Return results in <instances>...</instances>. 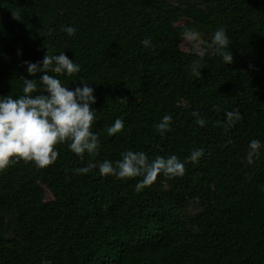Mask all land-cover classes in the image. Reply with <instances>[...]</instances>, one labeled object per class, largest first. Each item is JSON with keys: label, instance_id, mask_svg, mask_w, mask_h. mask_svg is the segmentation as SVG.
Listing matches in <instances>:
<instances>
[{"label": "trees", "instance_id": "16d2710c", "mask_svg": "<svg viewBox=\"0 0 264 264\" xmlns=\"http://www.w3.org/2000/svg\"><path fill=\"white\" fill-rule=\"evenodd\" d=\"M218 27L231 63L181 48L187 30ZM61 51L80 66L61 82L94 89L98 151L81 159L58 144L47 166L0 169V264H264V0H0V95L39 77L23 61ZM233 109L241 118L228 122ZM117 118L124 127L108 135ZM251 139L261 147L249 155ZM126 149L174 154L185 171L140 190L141 177L76 171Z\"/></svg>", "mask_w": 264, "mask_h": 264}, {"label": "clouds", "instance_id": "9594fccd", "mask_svg": "<svg viewBox=\"0 0 264 264\" xmlns=\"http://www.w3.org/2000/svg\"><path fill=\"white\" fill-rule=\"evenodd\" d=\"M68 35L76 29L69 25L64 28ZM185 36L189 41H197L200 33L189 29ZM151 41L144 38L143 46H149ZM229 38L223 27L214 30L208 47L214 49L223 62H232V53L228 50ZM206 49L201 48L199 55L202 58ZM26 72L30 75L41 73L38 78L23 77L20 95H0V169L5 168L16 159L32 161L38 167H44L54 162L58 156L56 145L65 144L67 149L83 159L84 155H95L98 151L99 140L92 131V122L95 119L94 89L83 79L75 87L63 84L59 76H71L79 71V64L69 58L64 51L57 54L46 52L38 61H23ZM202 66L196 60L193 71L200 75L198 69ZM54 73L56 75L50 74ZM194 116L197 114L194 112ZM228 122L241 118L239 111L233 109L225 112ZM172 117L163 115L156 123L155 128L161 135L169 130ZM196 123L203 126V118H197ZM124 127V121L117 118L108 127V135L119 132ZM249 147L252 153L261 147V141L251 139ZM203 148L193 149L188 160L197 163L203 155ZM251 162V161H249ZM96 168L100 175H111L118 179L141 177L136 183V190L151 184L157 173L169 177L183 175L184 163L176 155L156 156L149 160L143 151L126 149L120 153L115 161L103 159L89 161L85 166L76 169L77 173H88Z\"/></svg>", "mask_w": 264, "mask_h": 264}, {"label": "rangeland", "instance_id": "374dc122", "mask_svg": "<svg viewBox=\"0 0 264 264\" xmlns=\"http://www.w3.org/2000/svg\"><path fill=\"white\" fill-rule=\"evenodd\" d=\"M185 22H186V19H181V20H177L175 24L184 25ZM196 31L200 33L199 39L197 41H189L184 35L182 43H181V48L184 50H195L197 52H199L201 48H204L206 49L205 52H208L211 49L210 47H208V44H209L208 41L211 38V34H208L207 32H205V30H196ZM49 197H50V194L46 193V198H49ZM192 210L194 211L195 209H192V208L188 209L189 212H192Z\"/></svg>", "mask_w": 264, "mask_h": 264}]
</instances>
